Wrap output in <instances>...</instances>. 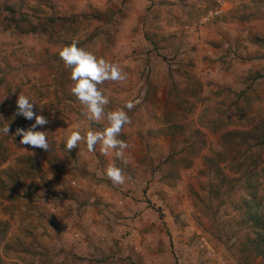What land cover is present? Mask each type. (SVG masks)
Listing matches in <instances>:
<instances>
[{"label":"rangeland","instance_id":"374dc122","mask_svg":"<svg viewBox=\"0 0 264 264\" xmlns=\"http://www.w3.org/2000/svg\"><path fill=\"white\" fill-rule=\"evenodd\" d=\"M73 42L126 76L97 85L122 157L66 148L107 127L71 93ZM19 95L49 151L14 136ZM263 143L264 0H0V264H264Z\"/></svg>","mask_w":264,"mask_h":264},{"label":"clouds","instance_id":"9594fccd","mask_svg":"<svg viewBox=\"0 0 264 264\" xmlns=\"http://www.w3.org/2000/svg\"><path fill=\"white\" fill-rule=\"evenodd\" d=\"M59 57L65 68L70 69V78L73 82L71 93L83 106L84 114L89 120H107V127L102 132L90 131L83 136L79 131L72 132L66 139L67 150L71 151L77 148L79 143L83 141L89 151H94L95 146L99 144L103 154L107 155L110 150H117L116 156L122 157L123 150L128 145L124 141L118 140L117 137L124 125L130 124L131 120L123 109L105 113V106L109 104V100L97 88V85L105 81H122L126 78L125 74L117 65L103 58L97 59L92 53L77 47L76 42L60 50ZM16 104V115L23 116L27 120L34 119L35 122L27 129L17 128L14 136L21 137L19 141L21 145L49 151L50 144L45 131L36 130L37 127L49 124V120L33 111L35 103L25 95H19ZM124 107L130 111L135 107V104L128 102ZM2 131L6 135L9 134V125L5 126ZM106 176L115 185H122L126 182L122 170L115 166L107 167Z\"/></svg>","mask_w":264,"mask_h":264},{"label":"trees","instance_id":"16d2710c","mask_svg":"<svg viewBox=\"0 0 264 264\" xmlns=\"http://www.w3.org/2000/svg\"><path fill=\"white\" fill-rule=\"evenodd\" d=\"M24 22H25V20H23V18H20V20H19V23L21 24V25H23L24 24ZM20 25V26H21ZM44 27H46V25L44 26ZM16 28L17 29H19V26L17 25L16 26ZM38 27H36V28H34V29H37ZM35 31V30H34ZM263 147H264V143H263ZM250 189H253L254 190V188H253V184H250ZM249 197H250V203H252V202H255L256 201V199H257V196H256V193L254 192V191H252V190H249ZM261 200V201H260ZM260 200H259V204L257 205V206H261L260 207V209L262 210L261 211V214H260V216L259 217H256V215H255V213L256 212H254L252 209H250L249 211H248V214L250 215L249 216V219L251 220V221H255V222H264V195H263V197H262V199L260 198ZM252 207V206H251Z\"/></svg>","mask_w":264,"mask_h":264}]
</instances>
